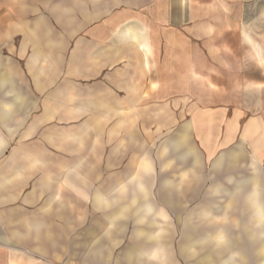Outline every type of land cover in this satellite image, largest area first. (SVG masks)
I'll return each mask as SVG.
<instances>
[{"label":"crops","instance_id":"obj_1","mask_svg":"<svg viewBox=\"0 0 264 264\" xmlns=\"http://www.w3.org/2000/svg\"><path fill=\"white\" fill-rule=\"evenodd\" d=\"M253 4L0 0V264H264Z\"/></svg>","mask_w":264,"mask_h":264},{"label":"rangeland","instance_id":"obj_2","mask_svg":"<svg viewBox=\"0 0 264 264\" xmlns=\"http://www.w3.org/2000/svg\"><path fill=\"white\" fill-rule=\"evenodd\" d=\"M253 3H255V4H253V5H257V6H259V5H264V0H253Z\"/></svg>","mask_w":264,"mask_h":264}]
</instances>
